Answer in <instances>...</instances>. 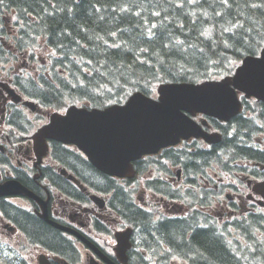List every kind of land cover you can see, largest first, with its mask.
<instances>
[{
  "label": "trees",
  "instance_id": "16d2710c",
  "mask_svg": "<svg viewBox=\"0 0 264 264\" xmlns=\"http://www.w3.org/2000/svg\"><path fill=\"white\" fill-rule=\"evenodd\" d=\"M2 1L22 14L39 17L37 28L47 30L51 44L62 46L69 57L62 65L78 69L71 62L73 52L81 59L79 70L74 68L72 73L77 87L66 84L64 91L53 89L57 98L77 92L81 98L93 100L96 90L102 89L103 95L111 92V98L123 100L134 90L149 94L166 81L221 78L264 46V0ZM261 107L260 117L264 118V104ZM250 122L254 124L244 113L236 116L222 127L221 143L211 150L198 149L190 161H184L186 171L196 173L217 162L232 173L245 170L235 164L238 159L264 163V151L248 145L254 132L260 131L256 126L249 129ZM130 205L136 227L147 226L148 214ZM29 225L33 235L51 247L60 249L68 243L44 222L34 219ZM160 226L161 236L191 264H264V212L226 223L224 233L212 222L200 225L196 218L189 222L165 219Z\"/></svg>",
  "mask_w": 264,
  "mask_h": 264
},
{
  "label": "flooded vegetation",
  "instance_id": "af4514ba",
  "mask_svg": "<svg viewBox=\"0 0 264 264\" xmlns=\"http://www.w3.org/2000/svg\"><path fill=\"white\" fill-rule=\"evenodd\" d=\"M15 14L12 7H5L0 0V188L15 180L36 197L23 191L0 195V264H39L42 253L47 254L54 264H107L75 233L57 227L51 221L79 231L117 264L124 263L122 258H125V254L121 252L117 241L114 244L109 238L116 240V233L129 227L134 230L130 243L124 245L128 257L126 263L166 264L158 254L168 258L173 254H182L161 236V223L165 219L193 220L198 214L196 210L186 218L173 217L189 214L194 201V188H200L199 184L210 186L213 203L223 201L224 177H202L195 185L193 178L183 172L184 165L182 168L176 161L167 162L164 155L172 148H165L156 155H146L134 161L139 178H123L121 186H118L111 176L93 173L88 159L73 145L50 140L49 150L39 152L36 139L30 131L34 123L33 114L26 101L37 99L39 116L36 122H39L49 115L47 103L54 101L51 92L57 87L51 80H45L50 91L42 94L44 101L36 97L41 94L34 91L32 86L27 94L22 91L25 87L20 72H24L18 70L17 65L37 70L34 60L41 61L42 56L27 50L24 62L19 59L24 54H19L15 43L17 35L24 32V28L16 20ZM44 62L51 63L50 59ZM202 117L199 115V118ZM152 160L156 162L154 166L150 163ZM163 162L168 170L159 169ZM179 168L182 169L181 175L177 171ZM183 174H187L188 178ZM116 191L120 193L116 195ZM93 195L101 198L94 199ZM238 196L245 202L240 193ZM122 200L125 201L122 203ZM203 201L212 203L207 195L203 196ZM130 204L148 214V225L141 223L138 231L134 227L136 215ZM161 204L171 208L169 211L174 212L175 216H165L168 213L157 208ZM225 208L231 210L230 206ZM45 210L50 221L42 215ZM34 219L59 232L68 243L59 249L35 237L33 227L29 225ZM197 221L200 222L201 218H197ZM150 253L152 256L147 258Z\"/></svg>",
  "mask_w": 264,
  "mask_h": 264
},
{
  "label": "water",
  "instance_id": "95a60500",
  "mask_svg": "<svg viewBox=\"0 0 264 264\" xmlns=\"http://www.w3.org/2000/svg\"><path fill=\"white\" fill-rule=\"evenodd\" d=\"M237 89L264 101V48L260 56L245 57L236 74L221 81L161 85L159 101L137 92L126 105L106 112L72 109L67 116L55 114L51 124L37 135V148L39 152L46 150V138L75 142L101 171L131 176L133 160L176 144L182 137L203 136L211 142L220 141L217 135L210 137L203 132L185 111H202L228 120L241 110ZM16 184L14 181L3 185L0 195L23 191L35 196ZM254 190L264 196V182L257 183ZM43 216L48 219L46 210ZM130 232L117 235L121 250L128 244ZM41 264L51 263L41 258Z\"/></svg>",
  "mask_w": 264,
  "mask_h": 264
},
{
  "label": "rangeland",
  "instance_id": "374dc122",
  "mask_svg": "<svg viewBox=\"0 0 264 264\" xmlns=\"http://www.w3.org/2000/svg\"><path fill=\"white\" fill-rule=\"evenodd\" d=\"M243 198H245L246 200H247V197H248V193H249V191L247 190V188H243ZM137 195H139L140 193H139V191H137V193H136ZM223 209L224 210H226V208L225 207H223V206H219V207H217V210L218 211H220V212H222L223 211ZM109 241H111L112 243H114V240H111L110 238H109ZM175 263L174 264H183L184 262H182L181 260H176L175 259V261H174Z\"/></svg>",
  "mask_w": 264,
  "mask_h": 264
},
{
  "label": "bare ground",
  "instance_id": "6f19581e",
  "mask_svg": "<svg viewBox=\"0 0 264 264\" xmlns=\"http://www.w3.org/2000/svg\"><path fill=\"white\" fill-rule=\"evenodd\" d=\"M186 83H188V82H186Z\"/></svg>",
  "mask_w": 264,
  "mask_h": 264
}]
</instances>
